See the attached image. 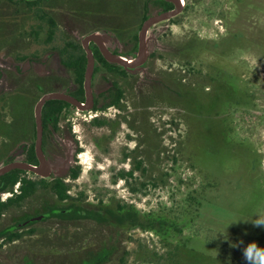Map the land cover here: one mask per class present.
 <instances>
[{
    "label": "flooded vegetation",
    "instance_id": "flooded-vegetation-1",
    "mask_svg": "<svg viewBox=\"0 0 264 264\" xmlns=\"http://www.w3.org/2000/svg\"><path fill=\"white\" fill-rule=\"evenodd\" d=\"M111 1L124 0H0V166L40 167L38 140L42 158L54 166L46 176L19 168L0 176L9 182L0 181V251L9 247L10 264H76L83 228L86 234L98 231L101 237L88 238L92 252L78 261L116 260L130 250V239H140L137 233H145L139 227L116 230L117 223L122 224L117 206L110 207L115 215L104 207L115 199L125 211L133 208L142 214L134 201L143 196L145 181H157L154 186L149 183L147 191L160 188L162 130L153 120L156 113L147 111L161 103L175 109L159 95L174 100L178 92L173 77L178 72L170 56L158 50L139 67L111 64L100 45L113 55L134 58L143 22L171 11L174 5L163 0L133 1L140 16L135 28L137 19L129 25L115 24L118 18L101 13V7L94 8L96 3L104 6L103 2ZM189 1L178 16L150 28L155 41L169 36ZM149 6L153 8L150 15ZM163 24L169 28L164 30ZM97 33L108 39L88 40ZM171 49L176 56L175 48ZM87 50L93 61L89 93L84 87ZM204 73L206 82L210 74H219L208 69ZM52 93L63 94L74 103L46 101L40 111L38 139L35 107ZM76 124L80 129L75 130ZM146 130L152 133L153 142L147 139ZM83 143L92 147L96 157L94 167L86 172L96 191L91 198L81 187L75 190L82 174ZM105 175L106 187L121 181L134 199H116L106 188L111 195L105 202L95 183ZM9 178L17 180L11 185ZM59 185L64 191L62 199L55 193ZM129 185L137 191L132 192ZM23 189L31 191L30 195L17 205ZM38 223H47L49 228L34 229Z\"/></svg>",
    "mask_w": 264,
    "mask_h": 264
},
{
    "label": "trees",
    "instance_id": "trees-1",
    "mask_svg": "<svg viewBox=\"0 0 264 264\" xmlns=\"http://www.w3.org/2000/svg\"><path fill=\"white\" fill-rule=\"evenodd\" d=\"M200 1L202 0L187 2L183 14L175 19L176 23L179 25L180 19L186 15H194L190 13ZM207 3L204 2V5L206 6ZM209 3L212 5V2ZM206 10L210 12L207 7ZM214 17L220 21L224 18L222 13L215 14ZM145 18L143 17L142 20ZM246 45L244 34L236 31L230 32L218 41L189 36L182 44L175 47V52L178 53L176 56L187 67H195L196 65H191L193 61L198 60L205 53H210L214 58L207 66L208 70L219 72L215 76L210 74V81L206 82L207 74L198 64V68L191 70L193 72L191 80L186 79V74H181V69L177 70L178 74L173 78L176 81L178 95L174 100L163 94L159 95L161 100L165 101L166 98L172 107L181 110V117L187 128L185 148L177 151L176 156L166 154L165 157V148H161L160 185L162 187L168 185L170 179L164 164L178 163L177 155L182 157L183 154H186L183 159L189 164L190 171L196 175V183L186 186L183 190H180L182 185H178L179 195H174L169 207L161 205L160 208L141 214L133 208L125 211L123 205L115 199L104 207L107 213L114 214L110 207L117 206L118 211L115 212L120 215L118 220L122 224L117 223L116 230L130 231L139 227L140 230L157 239L160 249L142 244L140 239H130V250L120 253L116 260L78 261L92 252L88 250L90 247L88 238L101 237L100 232L95 231L96 234L91 236L89 233L86 234L84 231L87 229L83 228L80 233L82 247L79 256H76V264H246L242 254L244 247L252 242L264 247V228L254 227L251 222L243 221L256 218L258 214L264 217L261 157L258 151L250 148L248 142L236 139L238 137L234 138L233 119L230 116V113L239 107H252L254 98L250 93L249 84L245 83L236 70L222 59L231 51L247 47ZM187 70L189 71V68ZM235 75L236 80L233 82ZM222 77L227 81L225 85L228 90H235L233 99L221 101L219 98L217 92H220L219 89L222 87L220 82ZM82 80L81 78V86ZM206 89L211 91L207 93ZM205 96L208 98L204 99ZM213 101L218 103L217 107L207 111L206 103L213 104ZM209 126L215 129L218 143L206 145L204 137L203 142H199L203 128ZM76 176L77 173L74 174V177ZM5 179V177L0 178V181L8 182ZM16 180L12 178L9 181L12 185ZM154 181H145L144 192H141L143 196L147 195V185L150 183L154 186ZM177 181L180 184L183 182L181 179ZM113 182H116V179ZM129 186L132 192L137 191L132 185ZM61 189V185L57 186L55 193L62 199L64 191ZM22 191L23 194L16 202L17 205L31 192L24 189ZM75 235L78 236V233Z\"/></svg>",
    "mask_w": 264,
    "mask_h": 264
},
{
    "label": "rangeland",
    "instance_id": "rangeland-1",
    "mask_svg": "<svg viewBox=\"0 0 264 264\" xmlns=\"http://www.w3.org/2000/svg\"><path fill=\"white\" fill-rule=\"evenodd\" d=\"M133 1L136 2L135 0H124L120 3H113L112 1L103 2L107 4L104 6L102 3H96L94 8L101 7V13H109V15L118 18L113 21L115 24L126 23L129 25L137 19L133 24L134 27L137 28L140 23V16L137 18L135 12L136 5L133 4ZM204 2H208L206 6ZM209 2L215 5L212 6ZM206 7L210 9V12H207ZM152 13L153 8L150 7L148 14L150 15ZM218 13H222L224 16L221 21L214 17V15ZM190 14L194 15H186L184 18L180 19L179 25H173L170 28L167 38L158 37V40L154 41V51L158 50L159 53L167 57L170 56V61H173L172 65L175 64L172 68L177 70L181 69V74H186V79L188 78L191 80V74H193L191 70H193V68H198L199 65L202 71L206 72L208 69L207 66L214 58L213 55L205 53L201 58L191 63V65H196L195 67H187L179 57L174 55L171 47H178L184 42V39L189 36L208 41H218L230 32L240 31L244 34L247 47L235 49L228 53L227 57H222V59H224L225 63L227 62L232 66L241 79H244V82L249 84V88H251L250 93H252V97L254 98L252 107H239L232 111L230 116H232L231 119H233L234 138L238 137L236 139L243 140L245 143L248 142L252 150L258 151L261 157L260 170L264 181V0H202L194 6L193 12ZM161 27L165 30L169 28V24H163ZM149 34L154 37L151 31ZM251 42H253L254 46L253 44L250 45ZM188 68L189 71L187 70ZM221 79L222 87L219 89V98L221 101H225L229 98L233 99L236 93L235 90H228L229 88L225 85V83H227L226 79L223 77ZM235 80L236 75L233 82H235ZM207 98L208 96H205L204 99ZM217 104L216 101H213V104L206 103V110L209 111L211 108L217 107ZM164 106L165 105L161 103L156 109L153 108L147 112H151V115L156 113V115H153V120H157L155 123L158 124V127L161 126V146L165 148V157L166 154H173V156H176L177 151H182L185 148L187 128L183 123L181 110L169 109ZM78 128L80 129L76 124L75 130H78ZM145 134L147 139L153 142L152 139L154 137L152 133L146 130ZM203 137L205 138L206 145L219 142L216 138L215 129L210 126L203 128V135L199 137L200 143L203 142ZM83 145L86 146L83 148L80 157L82 174L75 190L78 191L79 187H81V189L88 192L87 196L91 198L96 191H93L95 186H93L91 181L89 182L92 185L86 186L87 183L89 184L86 172L89 167H94V160L96 157L91 146L85 143H83ZM239 148L245 149L243 147ZM183 156L186 157V154H183L182 157L177 155L176 158H178V163L176 164H170L168 162L164 164V169L168 176H170L168 180L169 184L164 187L160 185V188L156 189L150 188L147 195L137 197L134 201L137 206L136 208L142 212H147L157 207L160 208L161 205L169 207L174 195H179L177 191L179 190L178 185H182L180 190H183L186 186L196 183V175L194 172L190 171L189 164L184 161ZM179 179L183 181L182 184L177 181ZM81 182L85 183V186H82V184H80ZM95 183L100 186V192L104 193V201L106 202L109 195H111V193L107 194L105 192L106 188H108L106 187L108 186L106 175L103 178L100 177ZM107 190L113 192L116 199L124 201L134 199V197H130L125 185H123L121 181H118L113 188L109 187ZM32 227L40 231L49 228L47 223H38ZM137 235H139L138 238H140L142 244H149L157 250L160 249L157 239L153 235L148 233H137ZM10 252L11 250L9 251V247L8 249L2 250V252L0 251L1 264H10L8 260Z\"/></svg>",
    "mask_w": 264,
    "mask_h": 264
},
{
    "label": "water",
    "instance_id": "water-1",
    "mask_svg": "<svg viewBox=\"0 0 264 264\" xmlns=\"http://www.w3.org/2000/svg\"><path fill=\"white\" fill-rule=\"evenodd\" d=\"M167 2H171L174 5V8L171 11H168L166 13L160 14V15H154L152 17H149L146 19L139 31L138 34V51L135 55L134 58L132 57H121V56H116L108 52L102 45H100L101 52L104 56V58L111 64H117L120 65L126 69L129 68H134V67H139L145 63V61L148 59L149 55L151 52L154 50V37L149 34L150 28L157 23H160L162 21H168L176 16H178L182 11L185 6L186 0H163ZM105 38L108 39L106 36H101L98 33L92 35L91 37L88 38V40H94L97 41V39L100 38ZM88 53V65H87V70L85 74V81H84V87L89 93V88H90V81H91V74H92V69H93V61H92V56L89 50H87ZM89 97V94H88ZM49 100H64L70 103H74L69 97L63 95V94H58V93H52V94H47L45 95L37 104L35 107V115L37 119V132H38V139L40 137V111L43 106V104L46 101ZM36 153L41 161V165L38 168H34L28 165H22V164H7V165H1L0 166V176L3 174L19 168V169H25L29 170L37 175L40 176H46L51 168H53V164H48L44 159L42 158L41 150H40V142L38 140V143L36 145Z\"/></svg>",
    "mask_w": 264,
    "mask_h": 264
},
{
    "label": "clouds",
    "instance_id": "clouds-1",
    "mask_svg": "<svg viewBox=\"0 0 264 264\" xmlns=\"http://www.w3.org/2000/svg\"><path fill=\"white\" fill-rule=\"evenodd\" d=\"M245 222H251L254 227L264 228V217L259 215L256 218L249 220H243ZM243 258L246 264H264V247H260L256 242L249 243L243 248Z\"/></svg>",
    "mask_w": 264,
    "mask_h": 264
}]
</instances>
